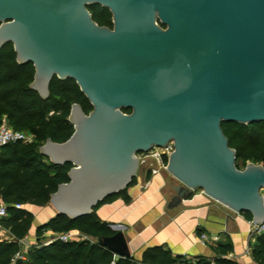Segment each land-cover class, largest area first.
<instances>
[{
  "label": "water",
  "instance_id": "water-1",
  "mask_svg": "<svg viewBox=\"0 0 264 264\" xmlns=\"http://www.w3.org/2000/svg\"><path fill=\"white\" fill-rule=\"evenodd\" d=\"M93 6L109 11L112 30L93 23ZM7 44L32 65L41 98L54 77L70 79L92 107L85 115L72 105L70 138L39 148L50 164L71 166L50 196L56 215H90L130 185L139 154L172 143L164 171L178 186L168 210L201 191L264 222V169H236L221 130L264 123V0H0V49ZM111 230L97 244L130 258Z\"/></svg>",
  "mask_w": 264,
  "mask_h": 264
},
{
  "label": "trees",
  "instance_id": "trees-1",
  "mask_svg": "<svg viewBox=\"0 0 264 264\" xmlns=\"http://www.w3.org/2000/svg\"><path fill=\"white\" fill-rule=\"evenodd\" d=\"M88 11L95 20L111 17L108 10L99 6L89 7ZM33 76L31 64L17 63L12 45L7 44L0 49V126L6 123L13 131L30 134L33 138L30 144L16 142L0 148V202L7 208V217L0 221V226L17 241L24 238L32 223V216L23 208L27 205L48 206L57 187L69 182L67 173L71 166L50 164L39 153V148L47 141L62 144L70 138L73 126L68 122V116L72 105H78L85 115L92 110L74 81H61L54 77L49 83V95L43 99L30 88ZM122 112L130 113L129 110ZM221 130L229 148L235 152L236 169L242 170L248 163L264 169V123H222ZM126 189L102 200L96 208L114 198L128 202ZM15 205L21 209H15ZM94 212L95 208L90 215L75 220L55 214L36 231L39 238L44 231L58 236L75 230L93 239V243H37L29 249L25 261L14 259V264H238L228 258L232 247L227 243L211 245L209 249L214 255L211 259L174 256L162 247L146 249L140 262L115 257L97 244L98 238L112 237L114 232L101 223ZM243 216L251 222L249 214L244 213ZM18 251L17 243L1 242L0 264H10ZM249 255L255 264H264V234L254 237V243L249 245Z\"/></svg>",
  "mask_w": 264,
  "mask_h": 264
},
{
  "label": "crops",
  "instance_id": "crops-1",
  "mask_svg": "<svg viewBox=\"0 0 264 264\" xmlns=\"http://www.w3.org/2000/svg\"><path fill=\"white\" fill-rule=\"evenodd\" d=\"M133 180L126 189L128 202L114 198L100 204L94 212L96 218L109 229L122 232L131 259L140 262L143 252L152 247H162L174 256L187 259H211L214 255L210 246L227 243L232 247L229 259L238 264H255L249 255V245L254 243L255 235L252 234L250 221L243 214L233 213L204 196L201 191L193 192L182 201L180 207L168 210L172 187L178 186V183L148 158L139 161V170ZM23 209L32 216L27 234L17 241L0 226V243H17V254L22 255V261H25L29 249L37 243L45 245L55 237L50 231H44L39 238L36 237L37 229L53 218L55 211L50 205H27ZM69 233L72 242H94L75 230ZM201 235H206L212 243L202 245ZM15 256L10 264H14Z\"/></svg>",
  "mask_w": 264,
  "mask_h": 264
},
{
  "label": "built area",
  "instance_id": "built-area-1",
  "mask_svg": "<svg viewBox=\"0 0 264 264\" xmlns=\"http://www.w3.org/2000/svg\"><path fill=\"white\" fill-rule=\"evenodd\" d=\"M33 138L30 134L27 133H23V132H19V131H13L12 129H9L7 127H5L4 125L0 126V148L8 145V144H12V143H16V142H21L23 144H30L32 142ZM173 151V145L172 143H168L164 148H154L152 150H150L148 152V154H141V155H145L144 158H148L151 159L153 161H155L160 168H162L163 170H165V166H166V162H167V158L170 155V153ZM138 161H140L141 159L139 158V155L137 156ZM263 199H264V190L261 192ZM15 209H21V206L19 205H15L14 206ZM6 206L3 204H0V221L2 219H5L7 217V210H6ZM251 224V229H252V234L257 236L260 234H264V222L261 225H253L252 222H250ZM73 241V238L71 236V234L65 233V234H61L58 236H55L53 238H51L45 245L47 244H51V243H55V242H60V243H71ZM200 242L202 245H206L208 243H212L209 241V239L207 238L206 235H201L200 236ZM23 259V256L20 254H17L15 256V260Z\"/></svg>",
  "mask_w": 264,
  "mask_h": 264
},
{
  "label": "flooded vegetation",
  "instance_id": "flooded-vegetation-1",
  "mask_svg": "<svg viewBox=\"0 0 264 264\" xmlns=\"http://www.w3.org/2000/svg\"><path fill=\"white\" fill-rule=\"evenodd\" d=\"M90 16L91 13L89 12ZM111 15V14H110ZM91 20L93 21L94 24H96L98 27H102V28H106L108 30H112V16L110 17V19L106 20V19H100V20H95L92 16H91ZM165 29V28H163Z\"/></svg>",
  "mask_w": 264,
  "mask_h": 264
},
{
  "label": "rangeland",
  "instance_id": "rangeland-1",
  "mask_svg": "<svg viewBox=\"0 0 264 264\" xmlns=\"http://www.w3.org/2000/svg\"><path fill=\"white\" fill-rule=\"evenodd\" d=\"M2 125H4L5 127L11 129L6 123H3ZM147 154H148V153H147ZM144 156H145V155H141V154H139V158H140V159L144 158Z\"/></svg>",
  "mask_w": 264,
  "mask_h": 264
}]
</instances>
